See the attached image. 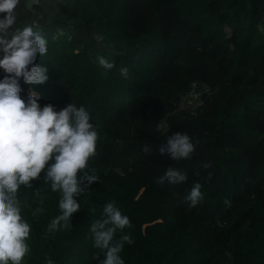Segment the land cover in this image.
<instances>
[{
  "label": "trees",
  "instance_id": "obj_1",
  "mask_svg": "<svg viewBox=\"0 0 264 264\" xmlns=\"http://www.w3.org/2000/svg\"><path fill=\"white\" fill-rule=\"evenodd\" d=\"M25 3L13 30L31 25L45 37L48 51L35 63L49 79L22 81L41 108H86L98 130L88 161L98 180L74 197L81 207L70 226L55 232L48 224L61 214V193L44 183L47 165L32 188L21 186L30 225L21 264H99L90 225L110 201L132 224L116 234L134 241L120 253L124 264H264V0H41L32 10ZM98 56L115 67L103 68ZM195 82L214 93L194 112L179 109ZM161 121L166 132L156 131ZM176 131L192 138L190 158L159 152ZM169 167L186 181L156 183ZM196 182L203 200L189 208L184 197ZM37 207L44 211L33 216Z\"/></svg>",
  "mask_w": 264,
  "mask_h": 264
},
{
  "label": "clouds",
  "instance_id": "obj_2",
  "mask_svg": "<svg viewBox=\"0 0 264 264\" xmlns=\"http://www.w3.org/2000/svg\"><path fill=\"white\" fill-rule=\"evenodd\" d=\"M19 3L20 0H0V14H3L0 17V68L6 73L0 80V264H21L29 251L26 240L30 225L21 216L18 198L22 185L32 188L31 181L37 179L47 165L44 183H50L53 192L61 193V214L48 224V231L55 232L70 226L73 213L81 207L74 197H80L98 180L95 169H88L89 159L96 154L98 130L90 123L86 108L70 102L56 111L51 104L41 108L35 92H30L26 101L21 97V77L30 85L43 84L49 77L47 68L35 63L38 56L48 51L45 37L34 31L31 25L13 30L17 20L15 9ZM97 60L105 69L115 67L114 62L103 56H98ZM119 71L127 77V67H121ZM168 127L161 121L156 131L166 132ZM194 148L195 144L187 133L176 131L158 150L172 160H180L190 158ZM143 150L149 152L150 148L145 146ZM211 166V162L201 165L205 169ZM78 173H81L79 177ZM186 179V173L169 167L157 177L156 183L179 184ZM201 187L200 183H194L184 197L189 208L203 200ZM43 203L41 197L40 204ZM223 203L226 207L231 205L227 199ZM43 211L42 207H37L32 215ZM131 227L129 217L122 214L115 201L103 206L102 217L90 225L94 247L99 250L94 258L99 264H124L120 253L125 243L134 241L128 233L119 238L116 234ZM100 255L104 259H99ZM47 264H53V261L48 259Z\"/></svg>",
  "mask_w": 264,
  "mask_h": 264
},
{
  "label": "rangeland",
  "instance_id": "obj_3",
  "mask_svg": "<svg viewBox=\"0 0 264 264\" xmlns=\"http://www.w3.org/2000/svg\"><path fill=\"white\" fill-rule=\"evenodd\" d=\"M20 3L18 4V6ZM39 23V21H37ZM101 45L99 43H94V48L99 49ZM6 75L4 70L0 68V80L3 79V77ZM20 87H21V94L27 93L29 94L32 89L27 88L23 81L22 77L19 80ZM214 93V90L206 86L205 84L202 83H194L186 92L181 94V101L179 105V109L185 110V109H192V107L200 104V107L203 106L201 105L204 102L203 96L208 94L207 96H210ZM202 97V98H201Z\"/></svg>",
  "mask_w": 264,
  "mask_h": 264
},
{
  "label": "water",
  "instance_id": "obj_4",
  "mask_svg": "<svg viewBox=\"0 0 264 264\" xmlns=\"http://www.w3.org/2000/svg\"><path fill=\"white\" fill-rule=\"evenodd\" d=\"M41 0H26L25 6L27 9H33L34 5H38L40 3ZM38 97H39V93H38Z\"/></svg>",
  "mask_w": 264,
  "mask_h": 264
},
{
  "label": "built area",
  "instance_id": "obj_5",
  "mask_svg": "<svg viewBox=\"0 0 264 264\" xmlns=\"http://www.w3.org/2000/svg\"><path fill=\"white\" fill-rule=\"evenodd\" d=\"M195 83H197V82H195ZM199 83H201V82H199ZM193 84H194V83H193ZM202 84H204V83H202ZM202 104H203V103H202ZM202 104H201V105H202ZM199 106H200V104H198V105L192 107V109L188 108V110H191L192 112H194V111L197 109V107H199Z\"/></svg>",
  "mask_w": 264,
  "mask_h": 264
}]
</instances>
